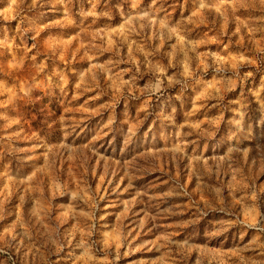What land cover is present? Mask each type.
Listing matches in <instances>:
<instances>
[{"label": "rangeland", "instance_id": "rangeland-1", "mask_svg": "<svg viewBox=\"0 0 264 264\" xmlns=\"http://www.w3.org/2000/svg\"><path fill=\"white\" fill-rule=\"evenodd\" d=\"M0 264H264V0H0Z\"/></svg>", "mask_w": 264, "mask_h": 264}]
</instances>
